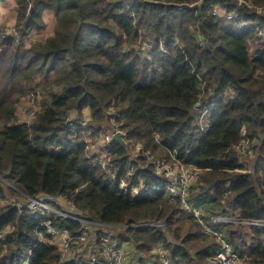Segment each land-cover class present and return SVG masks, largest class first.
I'll return each instance as SVG.
<instances>
[{
	"label": "trees",
	"instance_id": "1",
	"mask_svg": "<svg viewBox=\"0 0 264 264\" xmlns=\"http://www.w3.org/2000/svg\"><path fill=\"white\" fill-rule=\"evenodd\" d=\"M15 3L14 27L0 24V264H23L29 252V264H86L62 260L55 243L38 241L39 231L48 234L40 217L14 205L21 193L72 200L86 217L108 224L163 221L166 233L159 226L129 228L120 241L146 252L162 244L185 264H205L214 238L164 189H151L162 182L146 151L174 152L199 170L190 196L196 205L207 198L220 214L264 219V38L256 30L264 24V0ZM214 7L236 10L239 18L215 14ZM46 10L52 33L26 44L46 27ZM142 40L156 43L151 60L140 55ZM30 91L41 97L40 109L18 123V105ZM200 105H212L204 130ZM86 108L94 137L113 128L112 112L125 131L126 144L114 139L108 147L113 176L86 157L84 138L65 126L69 112L83 118ZM244 138L256 141L247 164L236 149ZM136 144L143 148L137 156ZM123 177L135 184L141 177L144 189L137 196L120 189ZM53 223L80 229L67 218ZM222 226L233 248L248 254L242 264H264V225Z\"/></svg>",
	"mask_w": 264,
	"mask_h": 264
},
{
	"label": "built area",
	"instance_id": "2",
	"mask_svg": "<svg viewBox=\"0 0 264 264\" xmlns=\"http://www.w3.org/2000/svg\"><path fill=\"white\" fill-rule=\"evenodd\" d=\"M242 1V0H238ZM183 6H179L181 9ZM213 12L218 15H225L227 18H239L236 10L223 11L214 7ZM250 25V22H246ZM257 33L261 38H264V24H257ZM156 43H150L147 40L139 42L138 50L143 59H150L151 50ZM160 49L165 51L161 45ZM41 97L35 92L27 94L23 97L16 111V121L22 123L30 120L33 115L40 109ZM210 106H197V111H201L199 117L200 129L204 130L209 125V110ZM110 122L113 128L110 131L102 132L99 136L94 137L92 130L88 124L91 118H77L69 112L65 119V126L69 132L74 135H81L86 144V157L94 158L98 164L110 175L109 170L112 154L108 147L114 140L113 135L116 132L126 142L125 131L120 128L121 124L116 123L115 112L110 113ZM245 135V131H242ZM158 138V136H156ZM256 141L242 139L236 146L237 151L241 154L240 162L247 164L252 161L253 148ZM143 150L139 144L135 145L132 151L133 155L137 156ZM148 159L153 167V174L160 178L162 183L153 184L152 190H165V196L171 203L181 204L185 213L193 215L197 218V223L203 234L214 238L216 244L211 248V255L208 256L205 264H242L249 258L248 254H240L236 251L227 233L223 228V224L229 222H243L247 224L264 225V219L260 218H235L230 215L215 214L212 215L209 222L203 219L201 207L190 200V196L195 192L194 187L201 179L200 172L192 165L180 162L175 153H169L167 157L153 156L147 152ZM247 157V158H245ZM134 167H131L129 176H132ZM137 184L131 183L129 178H121L119 180V188L130 192L133 196L140 194L144 189L143 180L137 178ZM22 198L14 201V205L21 211L31 216L40 217L41 225L44 226L48 237L45 238L44 232H38V241L47 239L50 243H55L60 250V258L62 260L83 261L86 264H185L182 261L173 258L162 244L153 247L152 258H148L144 253L134 249V245L127 247L126 243L121 242V236H124L125 231L129 228H149L154 226L164 227V222L143 221L138 223L124 224H108L96 219L86 217L72 200H64L57 197H29L23 193ZM226 205V204H225ZM58 218H67L69 220L79 222L80 229L77 232H71L66 228L58 227L53 222ZM30 255V252H29ZM26 257L23 264H29L30 259Z\"/></svg>",
	"mask_w": 264,
	"mask_h": 264
},
{
	"label": "rangeland",
	"instance_id": "3",
	"mask_svg": "<svg viewBox=\"0 0 264 264\" xmlns=\"http://www.w3.org/2000/svg\"><path fill=\"white\" fill-rule=\"evenodd\" d=\"M13 2L14 0H2L0 1V22L4 25V26H9V27H14L15 24V12L13 10ZM221 12H223V10H221ZM45 21H46V29L45 30H50L51 25L53 24V19L50 18V16H46L44 17ZM253 51V49H252ZM34 91H30L29 93H33ZM28 93V94H29ZM72 115L76 116L75 112H71ZM115 134V133H114ZM114 136V135H113ZM123 139V138H122ZM124 141V140H123ZM124 144H126V142L124 141ZM159 158V157H157ZM247 158V157H245ZM194 202V201H193ZM195 203V202H194ZM203 204V203H202ZM181 205V204H180ZM228 204H226L227 206ZM201 211L203 212V219L207 222H209L211 220L212 215L218 214V207L214 202H210L209 199L206 198V200L204 201V204L201 205ZM183 213L188 216L191 221H197L193 215L191 214H187L184 212ZM159 222H163V221H159ZM200 227V225H199ZM201 228V227H200ZM161 229L166 233L165 230V224L164 227H161ZM168 239L172 240L173 238L167 233ZM131 245V244H130ZM130 245H126L128 248L131 247ZM159 245V244H158ZM157 245H154L153 247H155ZM141 253H143V250H139Z\"/></svg>",
	"mask_w": 264,
	"mask_h": 264
},
{
	"label": "crops",
	"instance_id": "4",
	"mask_svg": "<svg viewBox=\"0 0 264 264\" xmlns=\"http://www.w3.org/2000/svg\"><path fill=\"white\" fill-rule=\"evenodd\" d=\"M15 6H16V3H15V0H14V2H13V10H14V12H15ZM15 15H16V13H15ZM45 15L46 16H50V18H52L53 20V24H54V17H53V14H52V12L51 11H49V10H46L45 12H44V14H43V16L45 17ZM15 19V18H14ZM0 24L2 25V26H4L1 22H0ZM53 24L51 25V27H50V30H45L46 28H44L43 30H41V31H33V32H31L30 33V35H29V37L25 40V43L26 44H29V43H31V42H37V41H40L41 39H43V38H45L47 35H49V34H51L52 33V30H53ZM5 27H7V26H5ZM13 27V26H12ZM12 27H9L8 26V28L9 29H12ZM83 115H84V118H91V115H90V111L86 108V109H84V113H83ZM126 245H130V244H126ZM131 246H133V244H131ZM134 247V249L136 250V251H138V252H140L139 250L140 249H137V247L134 245L133 246ZM153 248V247H152ZM151 248V249H152ZM143 253H144V255L146 256V257H148V258H152L153 256H152V250H149V252H146V251H143Z\"/></svg>",
	"mask_w": 264,
	"mask_h": 264
},
{
	"label": "water",
	"instance_id": "5",
	"mask_svg": "<svg viewBox=\"0 0 264 264\" xmlns=\"http://www.w3.org/2000/svg\"><path fill=\"white\" fill-rule=\"evenodd\" d=\"M113 138H114L115 140H117V141H119V142H121V143L124 144V141H123L122 137L120 136V133H119V132H116V133L114 134Z\"/></svg>",
	"mask_w": 264,
	"mask_h": 264
}]
</instances>
